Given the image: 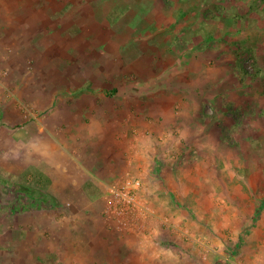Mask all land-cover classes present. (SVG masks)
I'll return each mask as SVG.
<instances>
[{"label": "rangeland", "instance_id": "rangeland-1", "mask_svg": "<svg viewBox=\"0 0 264 264\" xmlns=\"http://www.w3.org/2000/svg\"><path fill=\"white\" fill-rule=\"evenodd\" d=\"M62 106L133 125L94 211L35 147ZM127 175L140 232L109 208ZM0 264H264V0H0Z\"/></svg>", "mask_w": 264, "mask_h": 264}, {"label": "crops", "instance_id": "crops-1", "mask_svg": "<svg viewBox=\"0 0 264 264\" xmlns=\"http://www.w3.org/2000/svg\"><path fill=\"white\" fill-rule=\"evenodd\" d=\"M124 113L127 114L128 109H120L117 106H62L46 111V138L42 139V135L36 132L37 139L34 143L35 147L46 148L45 164L49 171L51 187L60 186L64 195L74 196V192L84 194L85 198L78 193L79 198L75 197L72 201L94 209L98 196L104 192L102 181L114 177L117 168L119 169L116 164L122 163V152L132 146V143H126L132 140L129 127L133 125L128 124L126 120L123 124L121 115ZM38 130L41 132L42 128ZM31 140H34V136H31ZM81 141L84 144H81ZM40 162L39 159L34 162L37 169ZM48 194L50 195L49 192ZM51 195L55 199L54 203H51L54 206L59 202L58 194L51 192Z\"/></svg>", "mask_w": 264, "mask_h": 264}, {"label": "built area", "instance_id": "built-area-1", "mask_svg": "<svg viewBox=\"0 0 264 264\" xmlns=\"http://www.w3.org/2000/svg\"><path fill=\"white\" fill-rule=\"evenodd\" d=\"M141 186L142 182L139 178L127 175L108 187L109 208L118 227L140 232L144 225L139 226V220L143 219L147 222L149 218L154 217V211L145 206L139 198Z\"/></svg>", "mask_w": 264, "mask_h": 264}, {"label": "trees", "instance_id": "trees-1", "mask_svg": "<svg viewBox=\"0 0 264 264\" xmlns=\"http://www.w3.org/2000/svg\"><path fill=\"white\" fill-rule=\"evenodd\" d=\"M221 18L227 25L231 22L236 24V22L238 21V18H236L235 15H227L226 13L224 15L222 14ZM111 91L115 92V89L113 88Z\"/></svg>", "mask_w": 264, "mask_h": 264}]
</instances>
